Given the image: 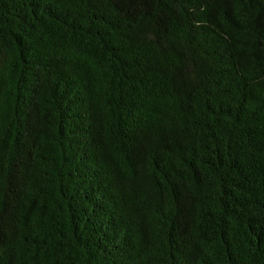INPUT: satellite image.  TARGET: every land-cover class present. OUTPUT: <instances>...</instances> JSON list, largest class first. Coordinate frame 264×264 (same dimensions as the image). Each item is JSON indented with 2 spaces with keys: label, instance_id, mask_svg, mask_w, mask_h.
I'll use <instances>...</instances> for the list:
<instances>
[{
  "label": "trees",
  "instance_id": "16d2710c",
  "mask_svg": "<svg viewBox=\"0 0 264 264\" xmlns=\"http://www.w3.org/2000/svg\"><path fill=\"white\" fill-rule=\"evenodd\" d=\"M0 264H264V0H0Z\"/></svg>",
  "mask_w": 264,
  "mask_h": 264
}]
</instances>
